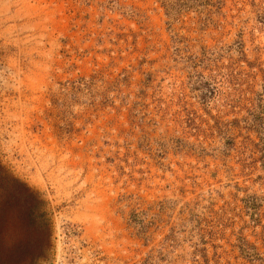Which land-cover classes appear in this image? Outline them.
I'll return each instance as SVG.
<instances>
[{
    "label": "rangeland",
    "instance_id": "1",
    "mask_svg": "<svg viewBox=\"0 0 264 264\" xmlns=\"http://www.w3.org/2000/svg\"><path fill=\"white\" fill-rule=\"evenodd\" d=\"M0 264H264V0H0Z\"/></svg>",
    "mask_w": 264,
    "mask_h": 264
}]
</instances>
